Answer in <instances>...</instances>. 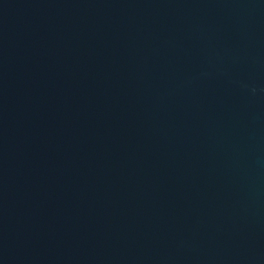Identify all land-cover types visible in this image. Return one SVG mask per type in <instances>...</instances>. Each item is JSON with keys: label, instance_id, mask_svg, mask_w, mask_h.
Wrapping results in <instances>:
<instances>
[{"label": "water", "instance_id": "1", "mask_svg": "<svg viewBox=\"0 0 264 264\" xmlns=\"http://www.w3.org/2000/svg\"><path fill=\"white\" fill-rule=\"evenodd\" d=\"M0 264H264V0H0Z\"/></svg>", "mask_w": 264, "mask_h": 264}]
</instances>
